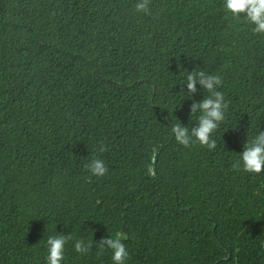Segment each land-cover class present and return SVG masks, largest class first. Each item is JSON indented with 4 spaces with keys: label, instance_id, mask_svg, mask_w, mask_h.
I'll return each instance as SVG.
<instances>
[{
    "label": "trees",
    "instance_id": "trees-1",
    "mask_svg": "<svg viewBox=\"0 0 264 264\" xmlns=\"http://www.w3.org/2000/svg\"><path fill=\"white\" fill-rule=\"evenodd\" d=\"M136 3L0 0V264H46L51 235L63 264H113L116 233L126 264H264V171L237 166L264 131V35L223 0ZM195 71L227 105L212 149L171 132L209 96Z\"/></svg>",
    "mask_w": 264,
    "mask_h": 264
},
{
    "label": "clouds",
    "instance_id": "clouds-1",
    "mask_svg": "<svg viewBox=\"0 0 264 264\" xmlns=\"http://www.w3.org/2000/svg\"><path fill=\"white\" fill-rule=\"evenodd\" d=\"M149 0H137L135 10L138 13L149 11ZM223 9L233 19L243 18L250 24L254 34L264 35V0H223ZM219 78L216 76H206L203 71H195L188 73L186 76V84L188 93L197 91L196 85L200 84L209 92V96L201 102H193L191 112L199 113L197 126L189 130L188 127L176 123L171 132L176 142L184 147L198 142L201 146L212 149L216 145V141L212 139V134L218 129L221 122L225 118L224 109L227 107L221 93L216 91L219 85ZM101 146L100 151H104ZM238 167L242 166V170L246 173L260 174L264 171V131H258L250 139L247 135V141L243 151L240 152ZM90 176L102 178L108 173V169L103 160L94 158L85 165ZM70 236L51 235L48 236L46 242V264H63L65 259V245L68 243ZM126 239L124 234L116 233L101 240L99 247L103 249H111L113 264H126L129 258V252L123 243ZM92 247V242L77 239L74 242L75 251L86 254Z\"/></svg>",
    "mask_w": 264,
    "mask_h": 264
}]
</instances>
